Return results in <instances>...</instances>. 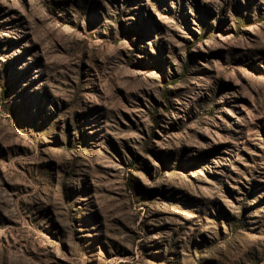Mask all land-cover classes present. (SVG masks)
<instances>
[{
  "label": "rangeland",
  "instance_id": "1",
  "mask_svg": "<svg viewBox=\"0 0 264 264\" xmlns=\"http://www.w3.org/2000/svg\"><path fill=\"white\" fill-rule=\"evenodd\" d=\"M0 264H264V0H0Z\"/></svg>",
  "mask_w": 264,
  "mask_h": 264
}]
</instances>
